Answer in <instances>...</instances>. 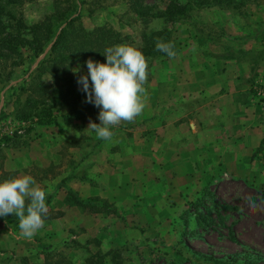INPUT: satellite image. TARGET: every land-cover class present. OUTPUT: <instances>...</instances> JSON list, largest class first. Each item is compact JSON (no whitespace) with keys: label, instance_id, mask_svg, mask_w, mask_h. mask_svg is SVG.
<instances>
[{"label":"crops","instance_id":"0c3cea01","mask_svg":"<svg viewBox=\"0 0 264 264\" xmlns=\"http://www.w3.org/2000/svg\"><path fill=\"white\" fill-rule=\"evenodd\" d=\"M246 41L189 39L157 61L143 112L112 128L111 140L87 130L100 123L92 104L0 146V174L32 176L48 208L31 239L14 215L0 217V264H120L140 233L131 225L173 222L192 194L223 177L264 186V112L249 97L264 86V48Z\"/></svg>","mask_w":264,"mask_h":264},{"label":"rangeland","instance_id":"374dc122","mask_svg":"<svg viewBox=\"0 0 264 264\" xmlns=\"http://www.w3.org/2000/svg\"><path fill=\"white\" fill-rule=\"evenodd\" d=\"M166 1L146 0L145 3L155 10L162 8ZM76 2L74 15L78 14L80 25L87 29L104 25L119 33L120 41L113 46L128 44L141 51L142 34L148 35L155 30L160 33L153 38L155 44L158 39L165 43L171 42L175 52L178 51L179 45L189 39L196 42L212 40L219 46V40L236 38L259 41L263 47L258 50L264 48V0H230L208 7L190 1L183 13L173 20L161 22L162 19H152L147 23L131 11L128 0ZM51 5V0H29L22 2L16 10L27 22H34L49 13ZM162 30L167 31L166 38ZM48 47L49 44L45 46L44 52ZM238 49L242 51L243 47ZM165 55L157 51L156 47L152 56L144 55L148 65L147 80L152 79L155 66L159 65L157 61L168 57L166 55L164 58ZM39 57L17 66H11L9 62L0 64V108L2 107L5 113L11 109L8 88L21 82L35 67ZM90 59L97 61L95 58ZM77 67L79 72L87 74L86 65L80 63L73 64L69 71L74 73L73 69ZM7 74L9 77H6ZM85 100L84 95L78 102L71 104L78 108L92 105ZM68 110L66 105H54L52 115L64 116ZM7 117L0 119V132L11 127L10 122L6 121ZM24 133L23 131L22 134H17L14 141L24 143ZM262 180L264 181V178ZM195 193L189 197V204L173 222L165 223L156 229L131 225L140 233L134 234L125 242L120 255L116 252L120 258L119 263L129 261L132 264H264V186L259 184L258 180H230L223 177ZM201 195L204 208L195 205L197 197ZM197 213L206 215L205 223L199 227L195 225L194 220ZM184 218L186 224L183 223ZM25 260L27 261L26 258Z\"/></svg>","mask_w":264,"mask_h":264},{"label":"trees","instance_id":"16d2710c","mask_svg":"<svg viewBox=\"0 0 264 264\" xmlns=\"http://www.w3.org/2000/svg\"><path fill=\"white\" fill-rule=\"evenodd\" d=\"M24 1L29 0H0V64L9 62L11 66H17L40 57L35 67L22 78L21 82L8 88L11 109L5 113L1 107L0 119L10 116L16 121H30L35 117L36 124H52L56 117L52 115L54 105H66L69 107L66 115L79 117L80 110L71 103L78 102L85 95L80 90L81 86L77 79L79 75L86 73L81 71L74 74L69 68L75 63L85 65L84 62L90 58H95L100 63L106 62L104 50L120 41L119 33L104 25L90 29L80 25L78 14L74 15L76 0H51L52 9L49 13L44 14L39 20L27 22L16 10ZM145 1L128 0V6L147 23L152 19H162L161 22L173 20L183 13V9L190 1L208 7L230 0H182L181 3L167 0L162 8L155 10H152ZM162 31L165 36L167 31ZM157 35L160 33L155 30L148 35L142 34L143 55L154 54L156 44L153 38ZM48 44L49 47L44 52ZM6 77H9L8 74ZM250 91L251 95L253 90ZM17 136L15 133L12 136L3 135L0 137V143L7 145ZM11 178L13 176L10 172L0 174V181ZM202 197V195L197 197L195 205L203 206ZM196 215L195 225L199 227L205 223L206 215L203 216L201 213ZM185 221L184 218V224ZM20 264L27 263L20 259Z\"/></svg>","mask_w":264,"mask_h":264},{"label":"clouds","instance_id":"9594fccd","mask_svg":"<svg viewBox=\"0 0 264 264\" xmlns=\"http://www.w3.org/2000/svg\"><path fill=\"white\" fill-rule=\"evenodd\" d=\"M155 47L169 58L177 55L171 42L158 39ZM104 56V63L86 60L87 74L79 75L77 83L85 93V102L100 109V123L89 121L87 130L99 139L111 140L112 128L133 122L145 108L148 65L143 53L128 44L107 47ZM79 71V67L73 69L74 74ZM47 212L46 192L32 176L0 181V217L12 214L18 218L24 238L31 239L43 227Z\"/></svg>","mask_w":264,"mask_h":264},{"label":"built area","instance_id":"2783aa9c","mask_svg":"<svg viewBox=\"0 0 264 264\" xmlns=\"http://www.w3.org/2000/svg\"><path fill=\"white\" fill-rule=\"evenodd\" d=\"M249 97H250L251 102L257 105V107L262 112H264V86H255L253 88V93ZM35 120H36L35 117H33L32 120L30 121L28 120L27 121H15V122L10 121L11 127H8V130H10L12 133H15V134H22L24 129L28 125L35 123ZM2 145L3 144L0 143V146Z\"/></svg>","mask_w":264,"mask_h":264}]
</instances>
